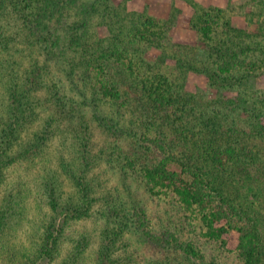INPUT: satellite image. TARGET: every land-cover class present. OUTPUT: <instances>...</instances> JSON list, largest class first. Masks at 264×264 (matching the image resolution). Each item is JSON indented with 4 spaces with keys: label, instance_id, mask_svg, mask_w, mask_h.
Wrapping results in <instances>:
<instances>
[{
    "label": "trees",
    "instance_id": "16d2710c",
    "mask_svg": "<svg viewBox=\"0 0 264 264\" xmlns=\"http://www.w3.org/2000/svg\"><path fill=\"white\" fill-rule=\"evenodd\" d=\"M189 2L194 14L188 24L200 38L196 48L187 47L192 56L170 35L176 21L184 19L175 16V9L153 12V6L147 5L142 11L126 12V5L115 6L109 0H0V27L5 26L3 18L13 32L2 34L0 28V185L8 168L22 161L40 162L55 138L68 132L62 123L70 120L64 114H68L65 104L72 99L62 91L61 83L54 85L60 76L66 79L68 91L82 105L92 106L95 118L114 133L125 113L115 107L116 116H107L103 106L123 97L148 109L147 122L155 116H177L179 120L195 116L178 131L186 161L166 136L142 135L141 140L149 142L146 150L154 149L150 151L152 162L141 170L145 186L155 195L172 194L198 219L202 239L235 253L238 264H264V166L260 170L253 167L259 146L264 144V95L248 100L245 95L221 96L215 104L211 102L208 107L230 104L249 111L251 122L246 127L236 123L226 127L219 110L209 113L199 99L186 96L183 85L189 72H197L207 75L213 86H245L248 76L264 72V44L247 42V32L233 27L223 10ZM16 37L23 45L17 49L21 56L31 49L36 52L29 53L23 70L16 60L12 65L2 64L1 55ZM152 48L159 51L155 57L150 56ZM88 130H76L70 144L63 145L66 157L60 155L57 173L45 171L41 182L49 210L38 220L32 250L28 255L20 252L16 264L54 260L65 226L91 216L99 197L95 178L88 177L96 164L90 156ZM197 134H201L202 146L188 142H197ZM127 164L134 167V159H127ZM22 192H10L2 199L0 234L20 221L25 204ZM134 215L140 237L153 249L168 247L198 264H231L218 253L206 257L192 240L183 239L181 223L175 225L180 227L176 230L152 232L143 205L135 204ZM2 239L3 233L0 243ZM78 241L65 264H75L84 256L87 239ZM109 250L108 244H101L95 264H114Z\"/></svg>",
    "mask_w": 264,
    "mask_h": 264
},
{
    "label": "rangeland",
    "instance_id": "374dc122",
    "mask_svg": "<svg viewBox=\"0 0 264 264\" xmlns=\"http://www.w3.org/2000/svg\"><path fill=\"white\" fill-rule=\"evenodd\" d=\"M109 1L119 7L122 4L126 5V12L142 11L147 5L155 6L151 9L153 12L159 8L164 9V13L175 9V16H182L184 19L176 21L170 31L173 42L186 46L181 47L185 51L188 50L190 56H192V52L187 47L196 48L200 43L198 32L188 24L189 17L194 14V9L189 0ZM195 2L206 9L223 10L229 15L233 27L247 32L249 36L247 42L258 44V46L264 44V0H195ZM148 12L151 13L150 10ZM1 20L5 25L0 27L2 34L13 33L8 27L7 21L3 18ZM18 38L11 40L9 47L5 50L6 53L2 54L1 58L4 60L2 63L4 65L7 63L12 65L13 60H16L18 69L23 70L28 66L29 53L36 54V52L31 49L24 51L23 56H21L17 49L22 48L23 45L19 42L20 40L18 41ZM158 53L156 48L150 49L151 57H155ZM170 62L173 63V61ZM56 69V67L53 68V74H55ZM60 78L55 79L59 83L54 82V85L61 83L62 91L68 94L66 96L70 95L69 99H72V102L67 101L68 103L65 104L68 114H64V116H70V120L62 123V126L68 128V132L60 133L55 138L48 156L41 158L40 162L35 161L31 165L22 161L8 168L5 172L4 182L0 185V204L6 194L16 193L18 190L23 191L22 196L25 203L20 214V221L18 223L12 222L11 229L2 232L4 239L0 243V264H16L15 261L16 258L20 257V252L25 251V254L28 255L32 250L34 239L37 237V225L49 210L41 182L45 171L50 174L57 173L60 155L63 154L66 157L62 148L63 145L65 144L67 147L73 138V133L85 127L89 129L90 156L96 162L88 177H94L96 180V187L94 186V188L99 200L95 203L90 217L72 221L65 226L58 255L54 260L41 264H65L64 261L67 256L71 254L75 244L78 240H82V237L87 239L85 254L75 264H95L97 252L103 243L109 245V254L116 259L114 264H198L192 258H187L179 251H172L168 247L153 249L148 242L140 237L135 227L134 215L135 204L138 203L146 208L150 221L149 228L152 232H159L162 228L176 230L180 227L175 225L181 223L184 227V229H180L183 239L192 240L206 257L218 253L222 260L231 264H238L235 253L222 251L202 239L200 222L195 217L192 218L172 194L159 193L155 195L151 193L145 186L141 174L142 167L145 164H150L154 158V154L150 152L154 149H149V152L146 150L145 147L149 145V142L141 140L142 135H147L150 138L156 135L166 136L172 143H176L175 152L186 161L184 153L186 147L178 142L180 139L178 136H181L178 135V131L188 125L186 121L189 118L195 116H188L186 120L185 118L179 120L177 116L164 118L155 116V120H150L153 122L152 124L145 120L149 117L146 114L150 115L147 108L140 109L136 102L130 103L123 97L116 104L106 101L103 106V111L107 116H116L114 114L115 107H120L121 109H119L125 113L120 118V123H118V128H115L116 133H114L112 128L106 129L102 126L103 123L95 118L94 108L90 105H82L78 97L68 91L66 79L61 76ZM245 83L246 85L243 87L234 84L230 88H221L220 86H213L207 75L197 72H189L183 81L186 96L199 99V103L203 107L205 106V109H209V113H211V109L219 110L223 115L219 117L224 120L226 127L237 124L236 126L240 128L246 127L251 122L249 111L246 112L241 108L236 109L230 104L216 105V107L208 106L211 102L215 104V101L221 96L237 98V96L243 97L245 95L248 100L264 95V72L248 76ZM40 95L44 97V93L41 92ZM74 96L77 102L73 101ZM53 102L55 104L54 100ZM190 108L193 109L196 106L190 104ZM130 120L134 122L131 123ZM200 136L201 134L196 135L197 142L192 140L188 142L202 146V141H199ZM259 149L258 162H253V167L260 170L264 166V144L262 147L260 145ZM127 159H134V167H129ZM63 188L67 193L70 192L68 186ZM250 198L256 202L251 195ZM261 213H264V209L261 210ZM114 232L118 233L116 237L113 235Z\"/></svg>",
    "mask_w": 264,
    "mask_h": 264
}]
</instances>
